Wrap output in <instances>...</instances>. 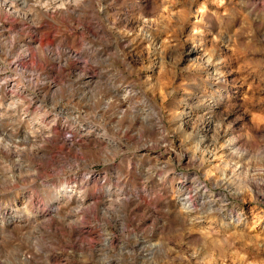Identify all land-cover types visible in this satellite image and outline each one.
Segmentation results:
<instances>
[{
	"label": "rangeland",
	"instance_id": "1",
	"mask_svg": "<svg viewBox=\"0 0 264 264\" xmlns=\"http://www.w3.org/2000/svg\"><path fill=\"white\" fill-rule=\"evenodd\" d=\"M27 1L0 71L16 51L61 93L0 91V264H264V0Z\"/></svg>",
	"mask_w": 264,
	"mask_h": 264
},
{
	"label": "built area",
	"instance_id": "2",
	"mask_svg": "<svg viewBox=\"0 0 264 264\" xmlns=\"http://www.w3.org/2000/svg\"><path fill=\"white\" fill-rule=\"evenodd\" d=\"M12 41L14 42V40ZM22 50L24 52L22 57L27 58L29 56L27 44L22 45ZM52 55L59 58L58 54L56 55L55 52ZM16 56L19 59L16 63H11L10 67L13 66V70L10 74L7 73L6 67L2 64L1 65L4 67V70L0 71V91L3 88L10 101L19 102L25 98L24 100L29 99L32 103L38 104L37 108H39L41 104L52 101L55 93H61L59 82L56 79H53L50 75V68L47 70H41L36 67L24 68L18 63L19 60H21L20 55L16 51H13L14 59H16ZM81 72L83 71L79 68V75L85 73ZM2 74L5 77H1ZM87 84L88 83L85 84V82L81 80L77 88H75L76 96L82 98V96L86 94L85 89ZM30 89H32L33 92H31ZM61 100L66 101L65 96L61 98ZM66 108L67 111H62L61 114H67L65 115L67 120L71 121L73 125H67L64 127L62 140L64 144L70 148L81 149L83 144L82 138L85 134V127L82 124H79V116L80 114H84V111L82 109H78L79 106H75L73 101H68ZM76 126H78V128ZM39 135L43 140L44 138L42 137L49 138L51 136L50 134H44L43 132ZM32 137H34V135H32ZM30 138L31 137L29 136V139Z\"/></svg>",
	"mask_w": 264,
	"mask_h": 264
},
{
	"label": "bare ground",
	"instance_id": "3",
	"mask_svg": "<svg viewBox=\"0 0 264 264\" xmlns=\"http://www.w3.org/2000/svg\"><path fill=\"white\" fill-rule=\"evenodd\" d=\"M27 3H28L27 0H0V10L4 7L7 10L14 11L15 13H20V11H16L15 10L16 6H19L20 4H21L20 7L21 6H25ZM45 4L46 3H44V5ZM63 4L64 3H62V5ZM59 5H61V4H59ZM18 59L19 58L16 57V59H14V61H13V64L16 63V61H18ZM186 187L187 186H186V183L185 182H182L179 185L180 190H185ZM196 187H197V185H196ZM204 188L205 187L200 183V186L198 188H195V192H199L198 190H201V189H204ZM203 191L205 192V190H203ZM181 194L178 197L179 203H180L181 207L183 208V210H185V212H186L187 215H191L195 211L196 206H197V203L198 204L199 203L200 204H202V203L204 204L207 201L206 198H209V196L204 193V195L198 200L199 202H197L196 200H193L190 197L193 193L190 195L189 192L184 191V193L182 195ZM209 201H211V200H209Z\"/></svg>",
	"mask_w": 264,
	"mask_h": 264
}]
</instances>
